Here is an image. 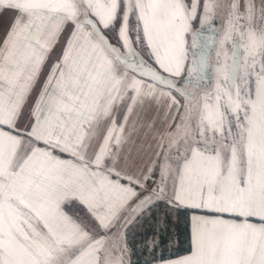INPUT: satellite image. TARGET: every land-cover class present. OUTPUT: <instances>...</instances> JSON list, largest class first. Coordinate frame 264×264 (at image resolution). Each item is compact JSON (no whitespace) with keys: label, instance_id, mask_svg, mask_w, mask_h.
I'll return each mask as SVG.
<instances>
[{"label":"snow or ice","instance_id":"snow-or-ice-1","mask_svg":"<svg viewBox=\"0 0 264 264\" xmlns=\"http://www.w3.org/2000/svg\"><path fill=\"white\" fill-rule=\"evenodd\" d=\"M0 15V264H133L130 233L145 264H264V0H0Z\"/></svg>","mask_w":264,"mask_h":264},{"label":"trees","instance_id":"trees-1","mask_svg":"<svg viewBox=\"0 0 264 264\" xmlns=\"http://www.w3.org/2000/svg\"><path fill=\"white\" fill-rule=\"evenodd\" d=\"M189 215L190 213L181 212L173 218L169 225L168 234L175 240V245L171 250L173 256L184 254L187 250V241L190 234ZM141 239L140 234L132 235L130 233L129 247L132 248L133 264H145V260L148 258L147 253L137 247Z\"/></svg>","mask_w":264,"mask_h":264},{"label":"crops","instance_id":"crops-1","mask_svg":"<svg viewBox=\"0 0 264 264\" xmlns=\"http://www.w3.org/2000/svg\"><path fill=\"white\" fill-rule=\"evenodd\" d=\"M7 19V20H3L2 22L4 21H11V16L10 15H0V19ZM1 22V23H2ZM194 30V29H193ZM4 35H5V32L3 31V29L0 30V40H2L4 38ZM190 40V39H189ZM61 54V48L60 46L58 45L56 48L53 49L52 53L50 54V58H49V61H48V64L46 65L45 67V70H44V74L47 73L48 71V68L51 66V64L57 59L59 58ZM146 59V58H145ZM44 74L41 75V78H40V83L37 85V91L39 90V87H40V84L43 83V80H44ZM152 115V112H148V117L150 118ZM78 211L82 212L83 214L86 213L84 211H86V209L83 208V206H78ZM66 211L69 212V214H72V212L74 211V208L73 207H70V208H66ZM182 255V254H181Z\"/></svg>","mask_w":264,"mask_h":264},{"label":"rangeland","instance_id":"rangeland-1","mask_svg":"<svg viewBox=\"0 0 264 264\" xmlns=\"http://www.w3.org/2000/svg\"><path fill=\"white\" fill-rule=\"evenodd\" d=\"M3 20H7V19H0V30L1 29H3V31L5 32V34H6V32H7V30H8V27L10 26V24H11V21H4V22H2ZM2 22V23H1ZM200 21L199 20H197L195 23H194V25H193V29H195L197 26H198V23H199ZM189 39H191L190 37H189ZM141 55H144V53H143V51H141ZM145 58L147 59V56H145ZM149 112H154V109H150L149 110ZM73 208H74V211L72 212V214L73 213H79L81 216H84L85 217V219H87V216H86V213H82V212H80V211H78L77 209H78V205L77 206H73ZM84 212H86V211H84Z\"/></svg>","mask_w":264,"mask_h":264},{"label":"water","instance_id":"water-1","mask_svg":"<svg viewBox=\"0 0 264 264\" xmlns=\"http://www.w3.org/2000/svg\"><path fill=\"white\" fill-rule=\"evenodd\" d=\"M214 25L218 28V20L214 21ZM200 29V22L199 25L197 26V28H195V30H199ZM191 40V39H190Z\"/></svg>","mask_w":264,"mask_h":264},{"label":"flooded vegetation","instance_id":"flooded-vegetation-1","mask_svg":"<svg viewBox=\"0 0 264 264\" xmlns=\"http://www.w3.org/2000/svg\"><path fill=\"white\" fill-rule=\"evenodd\" d=\"M198 25H199V23H198ZM218 28H222V21L221 20H218Z\"/></svg>","mask_w":264,"mask_h":264}]
</instances>
